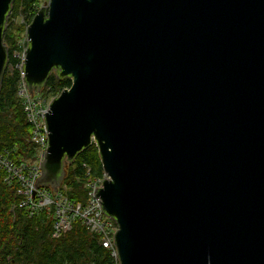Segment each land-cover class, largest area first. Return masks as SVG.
<instances>
[{"label":"water","instance_id":"obj_1","mask_svg":"<svg viewBox=\"0 0 264 264\" xmlns=\"http://www.w3.org/2000/svg\"><path fill=\"white\" fill-rule=\"evenodd\" d=\"M25 36L32 100L71 79L37 189L94 143L118 264H264V0H48Z\"/></svg>","mask_w":264,"mask_h":264},{"label":"trees","instance_id":"obj_2","mask_svg":"<svg viewBox=\"0 0 264 264\" xmlns=\"http://www.w3.org/2000/svg\"><path fill=\"white\" fill-rule=\"evenodd\" d=\"M46 0H14L9 15L4 42L8 48L9 65L0 90V155L7 154L15 163L31 157L29 144L30 126L27 123L21 100L18 97L20 70L14 52L17 40L25 33ZM71 86V79H58L51 73L42 93L55 97ZM103 169L97 146L93 143L82 151L66 167L63 187L66 196L84 203L87 191L84 187L92 178H101ZM7 174L0 169V264H116L111 251L103 248L99 238L91 233L80 220L59 238H54L53 211L43 210L30 215L27 208L20 207L23 196L16 181L8 183ZM61 190V189H60Z\"/></svg>","mask_w":264,"mask_h":264},{"label":"built area","instance_id":"obj_3","mask_svg":"<svg viewBox=\"0 0 264 264\" xmlns=\"http://www.w3.org/2000/svg\"><path fill=\"white\" fill-rule=\"evenodd\" d=\"M18 47V51L14 52V57L19 61L16 68L20 70L21 74L17 94L21 100L27 123L30 126L28 141L33 148V154L19 163L13 162L6 153L2 154L0 155V169L7 174L8 183L16 181L20 186L19 193L23 196V199L19 206L27 208L30 215L43 210L53 211L52 236L54 238L64 235L71 229L73 221L80 220L91 233L99 238L101 246L111 251L112 256L117 261L116 264H118L113 243L117 227L104 218L100 204L95 197L96 191L100 189L107 177L104 173L101 178H92L86 182L84 187L87 191V197L84 203L70 200L65 193L67 187H63V185L55 194H52V198L48 191L39 190L35 187L41 176V164L48 147L47 139L44 136L43 120L54 97L46 96L35 90L34 99L32 100V92L28 90L24 81L22 69L25 59L24 52L27 47L26 36L18 43Z\"/></svg>","mask_w":264,"mask_h":264},{"label":"rangeland","instance_id":"obj_4","mask_svg":"<svg viewBox=\"0 0 264 264\" xmlns=\"http://www.w3.org/2000/svg\"><path fill=\"white\" fill-rule=\"evenodd\" d=\"M47 1H48V0H46V1H44V2H41L39 8L42 7V6L44 5V3L47 2ZM39 8H38V10H39ZM24 37H25V33L22 34V36L17 40V44H18L20 41H22ZM7 69H9V71H12V70H13L12 66H10L9 64H8ZM42 92H43V91H42Z\"/></svg>","mask_w":264,"mask_h":264}]
</instances>
